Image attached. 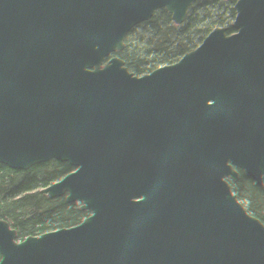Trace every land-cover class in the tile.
<instances>
[{
    "label": "trees",
    "instance_id": "16d2710c",
    "mask_svg": "<svg viewBox=\"0 0 264 264\" xmlns=\"http://www.w3.org/2000/svg\"><path fill=\"white\" fill-rule=\"evenodd\" d=\"M36 1L0 0V264H41L47 257L34 221L47 193L30 152L41 141L33 98L38 70L52 64L47 57L55 50L35 29ZM63 17L76 51L96 64L107 47L105 27L139 37L168 61L139 41L117 40L106 94L97 100L75 95L69 103L72 147L94 185L99 167L116 179L140 164L156 177L132 235L154 219L169 172L179 204L166 223L175 219L180 247L189 246L188 264L232 258L264 264V0H69ZM172 60L190 79H175ZM54 108L58 114V100ZM201 182L224 191L228 201L194 213ZM136 240L121 264H164L170 243Z\"/></svg>",
    "mask_w": 264,
    "mask_h": 264
},
{
    "label": "water",
    "instance_id": "95a60500",
    "mask_svg": "<svg viewBox=\"0 0 264 264\" xmlns=\"http://www.w3.org/2000/svg\"><path fill=\"white\" fill-rule=\"evenodd\" d=\"M69 0H37L34 25L52 39L51 65L41 63L33 98L37 105L40 147L31 162L44 175L47 202L34 215L45 238L47 257L41 264H121L141 207L152 194L155 175L134 164L116 179L103 171L93 184L87 163L73 150V96L97 100L112 82L108 59L115 42L134 39L109 27L103 29L107 49L101 64L76 51L73 30L64 20ZM167 62L163 52L157 51ZM59 101V112L54 101Z\"/></svg>",
    "mask_w": 264,
    "mask_h": 264
},
{
    "label": "rangeland",
    "instance_id": "374dc122",
    "mask_svg": "<svg viewBox=\"0 0 264 264\" xmlns=\"http://www.w3.org/2000/svg\"><path fill=\"white\" fill-rule=\"evenodd\" d=\"M242 7L244 9V12H246L247 14L245 22L249 23L250 18H251L250 13H247L249 11L246 9L245 6H242ZM50 57L52 58L54 56L49 55V57H47L49 63H51L53 59V58L51 59ZM171 64H172V69L174 72L175 79L177 81H180L181 79L183 80L190 79L187 71L183 67L179 66L176 63V61L172 60ZM219 69L223 70V67ZM246 96L247 94L241 93L242 101H246L245 99ZM4 154L5 153L3 152V155ZM104 170H105L104 168L99 167V172L100 171L102 172ZM212 177L215 179L216 176H212ZM214 185L219 186V184H216V183ZM173 186H174V183L173 181L169 179V172H167V177L164 178L163 183L160 186V190L158 189L157 198L155 200V206L152 209L153 213H151L150 215V216H153L154 219L151 221L150 224H148L149 223L148 221L144 222V224H142L143 226L141 227L143 229L142 230L137 229L136 232L133 233V235H131L132 238H131V243L129 241L130 246L128 250H131L136 246V243H137L136 239L140 240L141 245L146 244V243H152L153 245H156L158 244V242H160V239H164L168 243H170V246H171L170 249H168V252L166 253V257L164 258V264H188V262L186 261L187 257L185 256V251L186 249L189 248V246L180 247V243L182 240H181V236L178 235L179 227L176 224L175 219H173L174 221L172 220V224H170V227H169V222L166 223L168 220V217L173 216L172 218H174V214H175L174 208H176L179 204V202H176V199L178 198L177 190ZM156 187H157V183L155 185L154 190L156 189ZM196 190L197 192L193 196V204L191 206L192 211L194 213H197L200 208L208 205L209 203H212V202L222 203V202L228 201V198H229L228 195L224 191H222L221 189L211 188L205 182L199 183ZM150 196L148 199H150ZM250 199H252V197H250ZM149 205H150V202L147 204H144L140 212L142 214H145L147 212ZM162 217L164 219L162 222H160L159 219H162ZM158 223H161V224L159 226H156ZM153 225L156 226L155 229L151 230L152 229L151 228L149 230V228ZM146 226H148L149 228L147 229ZM235 261L236 260L232 258L229 264H234ZM145 264H149V263L145 262Z\"/></svg>",
    "mask_w": 264,
    "mask_h": 264
},
{
    "label": "bare ground",
    "instance_id": "6f19581e",
    "mask_svg": "<svg viewBox=\"0 0 264 264\" xmlns=\"http://www.w3.org/2000/svg\"><path fill=\"white\" fill-rule=\"evenodd\" d=\"M71 27V26H70ZM115 31H117V30H115ZM102 32H103V30H102ZM117 32H119V33H123V32H120V31H117ZM103 34V33H102ZM123 34H129V33H123ZM129 35H132V36H134L135 38H137V40H135V41H139V42H141L149 51H151L152 53H156V50L157 49H155V48H151V47H149L144 41H142L139 37H136L135 35H133V34H129ZM131 40H134V39H131ZM107 43V42H106ZM114 48V47H113ZM106 49H107V47L104 49V53H103V57L105 56V53H106ZM84 53V52H83ZM112 53V52H111ZM157 54V53H156ZM159 55V54H158ZM86 56H88V55H86ZM110 56H111V54H110ZM110 56H109V59H108V62H107V64H108V67H109V69L111 70V66H110ZM89 57V56H88ZM103 57H102V60H103ZM90 58V57H89ZM91 59V58H90ZM102 60H101V62L100 63H98V64H101L102 63ZM220 71H221V69H219ZM111 72H112V70H111ZM43 261V260H42Z\"/></svg>",
    "mask_w": 264,
    "mask_h": 264
}]
</instances>
